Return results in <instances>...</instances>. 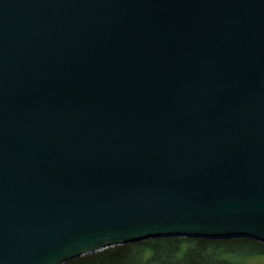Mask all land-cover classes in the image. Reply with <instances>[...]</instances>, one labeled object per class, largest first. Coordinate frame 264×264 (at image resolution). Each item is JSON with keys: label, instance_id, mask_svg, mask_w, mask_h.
I'll return each instance as SVG.
<instances>
[{"label": "water", "instance_id": "95a60500", "mask_svg": "<svg viewBox=\"0 0 264 264\" xmlns=\"http://www.w3.org/2000/svg\"><path fill=\"white\" fill-rule=\"evenodd\" d=\"M161 237L264 243V0H0V264Z\"/></svg>", "mask_w": 264, "mask_h": 264}, {"label": "trees", "instance_id": "16d2710c", "mask_svg": "<svg viewBox=\"0 0 264 264\" xmlns=\"http://www.w3.org/2000/svg\"><path fill=\"white\" fill-rule=\"evenodd\" d=\"M264 243L248 238L161 237L80 256L64 264H252Z\"/></svg>", "mask_w": 264, "mask_h": 264}, {"label": "rangeland", "instance_id": "374dc122", "mask_svg": "<svg viewBox=\"0 0 264 264\" xmlns=\"http://www.w3.org/2000/svg\"><path fill=\"white\" fill-rule=\"evenodd\" d=\"M249 259V262L252 264H264V256H253Z\"/></svg>", "mask_w": 264, "mask_h": 264}]
</instances>
